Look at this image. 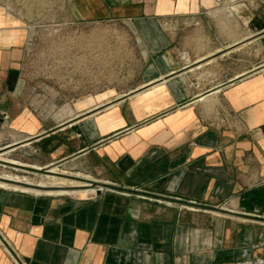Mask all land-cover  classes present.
Masks as SVG:
<instances>
[{
	"label": "crops",
	"instance_id": "1",
	"mask_svg": "<svg viewBox=\"0 0 264 264\" xmlns=\"http://www.w3.org/2000/svg\"><path fill=\"white\" fill-rule=\"evenodd\" d=\"M150 1L114 11L139 78L51 125L17 99L26 29L0 5V108L33 166L76 178L0 190V264H264V4Z\"/></svg>",
	"mask_w": 264,
	"mask_h": 264
},
{
	"label": "rangeland",
	"instance_id": "2",
	"mask_svg": "<svg viewBox=\"0 0 264 264\" xmlns=\"http://www.w3.org/2000/svg\"><path fill=\"white\" fill-rule=\"evenodd\" d=\"M75 1L0 0V5L26 29L20 61L22 87L17 99L26 101L33 114L48 125L77 112L74 104L78 100L106 92V100H110L122 94V89L130 88L139 78L137 73L145 65L131 26L137 17L114 12L125 5L122 0H100L109 9L107 14L99 12L100 5L94 0H81V5ZM215 1L235 7L237 13L241 7L264 4V0ZM4 96L0 85V101ZM12 120L9 110L0 108V180L41 189H54L36 185L50 176L76 180L69 169L58 166L51 171L33 166L36 147L20 146L27 134L14 128ZM0 190L36 194L11 186L0 185ZM89 191L84 195L91 194Z\"/></svg>",
	"mask_w": 264,
	"mask_h": 264
},
{
	"label": "bare ground",
	"instance_id": "3",
	"mask_svg": "<svg viewBox=\"0 0 264 264\" xmlns=\"http://www.w3.org/2000/svg\"><path fill=\"white\" fill-rule=\"evenodd\" d=\"M75 2L78 5H81L82 4V1L81 0H77ZM7 177H10V178H18V176H16V175L15 176H13V175H7ZM20 180L30 181L26 177H21ZM38 183L40 185H57L58 184L57 181H55L54 179H50V178L48 180H45V179L39 180ZM0 185L1 186H11L13 188H20V189H25V190H32V191H36V192H42V191H47V192H72L73 191L72 189L67 188V187H54V189L33 188V187L23 186V185H19V184H13V183L6 182V181H3V180H0ZM90 189L91 188H89L87 190L89 191Z\"/></svg>",
	"mask_w": 264,
	"mask_h": 264
},
{
	"label": "built area",
	"instance_id": "4",
	"mask_svg": "<svg viewBox=\"0 0 264 264\" xmlns=\"http://www.w3.org/2000/svg\"><path fill=\"white\" fill-rule=\"evenodd\" d=\"M99 189L101 190L102 189V186H100Z\"/></svg>",
	"mask_w": 264,
	"mask_h": 264
},
{
	"label": "water",
	"instance_id": "5",
	"mask_svg": "<svg viewBox=\"0 0 264 264\" xmlns=\"http://www.w3.org/2000/svg\"><path fill=\"white\" fill-rule=\"evenodd\" d=\"M13 144H15V143H13Z\"/></svg>",
	"mask_w": 264,
	"mask_h": 264
}]
</instances>
